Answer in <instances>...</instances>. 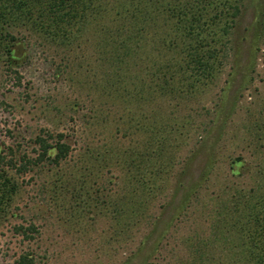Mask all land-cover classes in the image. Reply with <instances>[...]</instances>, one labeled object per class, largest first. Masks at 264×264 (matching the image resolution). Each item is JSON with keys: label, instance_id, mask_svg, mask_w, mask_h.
Here are the masks:
<instances>
[{"label": "rangeland", "instance_id": "374dc122", "mask_svg": "<svg viewBox=\"0 0 264 264\" xmlns=\"http://www.w3.org/2000/svg\"><path fill=\"white\" fill-rule=\"evenodd\" d=\"M254 1L238 4L229 36L204 35L216 50L206 73L185 63L168 13H154L141 40L123 47L127 35L115 34L129 19L117 18L115 0H103L70 44L29 22L10 27L21 61L10 69L0 59V151L35 160V139L54 144L60 134L71 151L60 165L7 168L18 189L0 216V264H181L226 216L231 195L264 186V21L254 19ZM167 65L177 66L175 91L159 85ZM237 158L243 173L234 176ZM31 224L32 238L19 235Z\"/></svg>", "mask_w": 264, "mask_h": 264}, {"label": "trees", "instance_id": "16d2710c", "mask_svg": "<svg viewBox=\"0 0 264 264\" xmlns=\"http://www.w3.org/2000/svg\"><path fill=\"white\" fill-rule=\"evenodd\" d=\"M177 1L179 0H115L117 18L122 19V22L124 19L130 21L119 26L117 28L119 31L115 35L120 37V34L123 33L128 36H124L126 38L121 43L126 48L127 38L136 37L141 40V37L145 35V22L147 23V19H152L154 13L160 15L168 13L170 18L176 20L183 46L185 43L182 50L187 51L185 61L187 66L195 65L196 68L202 69V73L210 72L213 68L212 65H209L207 57L215 58L216 50L211 49L209 44H204V35L206 34V38L217 34L222 37L229 36L241 10L238 4L244 0H198L194 4L180 0L181 5L178 6ZM254 2V19L262 24L264 21V0H255ZM224 5L229 10L234 9L235 12L230 13L227 11V7L224 8ZM104 9L103 0H0V59H6L10 69L17 67L21 61L18 51L22 40L9 31L10 27L18 21L32 23L50 38L70 44L73 42L74 35L81 32L84 26H87L92 18L98 16ZM127 23H132L133 26H128ZM221 24L222 26H220ZM217 25L220 28H217ZM113 35L110 34L111 37ZM164 38L169 46L177 47V40L170 35V32H167ZM254 43V50H258V40L256 39ZM204 47L209 48L206 53L201 51ZM125 48V52L122 53L123 57L129 54ZM167 69L171 70L173 66L167 65ZM171 71L168 74L164 73V77L160 78L159 85L162 88L165 87L164 89H170V91L174 89L175 91L176 86L174 87L170 81H173L172 79L177 76V66ZM58 137L54 144H50L46 138L39 135L35 139V143L39 147V153L35 160H26L24 156L17 159L12 149H10V158L0 151V216L7 210L18 189L16 182L7 175V168L16 169L19 173H26L29 166H37L44 161L60 165L68 157L71 146L66 142V136L60 134ZM239 165L244 166L243 158H237L232 162L231 170L234 176L243 173L242 166ZM208 172L209 170L205 172L206 175ZM263 188L264 186L259 184L248 191L239 189L231 195L230 202L226 203L228 205H222L223 208L219 211L223 215L221 212L225 210L226 216L215 219L210 229V236L202 242L204 246L195 248V254L190 257V260L181 264H206L207 261L208 264H228L224 261L230 259L231 255L236 259V264L238 260L245 264H264ZM192 190L193 193L195 190L197 191L196 187ZM187 195L178 208L179 213L190 200L192 193ZM164 206L167 207V203ZM167 227L165 224L163 232L156 238L154 242L156 248H158L157 243L164 238L168 230ZM17 231L23 238L30 239L33 237L32 233H36L37 229L31 224L29 227L18 226ZM147 240L148 238H145L140 244L144 245ZM207 247L210 250L209 248L206 250ZM209 251L210 254L206 256ZM31 261L30 258H22L20 264H30Z\"/></svg>", "mask_w": 264, "mask_h": 264}]
</instances>
